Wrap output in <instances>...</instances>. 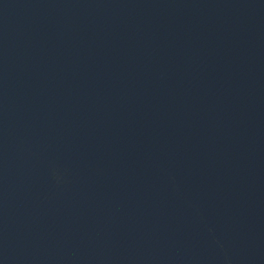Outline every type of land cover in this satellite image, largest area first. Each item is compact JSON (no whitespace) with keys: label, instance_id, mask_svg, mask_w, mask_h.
I'll list each match as a JSON object with an SVG mask.
<instances>
[{"label":"water","instance_id":"95a60500","mask_svg":"<svg viewBox=\"0 0 264 264\" xmlns=\"http://www.w3.org/2000/svg\"><path fill=\"white\" fill-rule=\"evenodd\" d=\"M0 264H264V0H0Z\"/></svg>","mask_w":264,"mask_h":264}]
</instances>
